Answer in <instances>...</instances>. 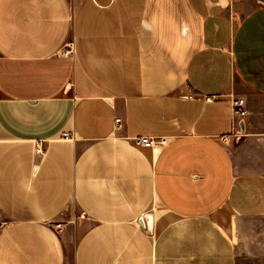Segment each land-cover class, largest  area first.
<instances>
[{
  "label": "crops",
  "instance_id": "obj_1",
  "mask_svg": "<svg viewBox=\"0 0 264 264\" xmlns=\"http://www.w3.org/2000/svg\"><path fill=\"white\" fill-rule=\"evenodd\" d=\"M261 218L264 0H0V264H242Z\"/></svg>",
  "mask_w": 264,
  "mask_h": 264
},
{
  "label": "built area",
  "instance_id": "obj_2",
  "mask_svg": "<svg viewBox=\"0 0 264 264\" xmlns=\"http://www.w3.org/2000/svg\"><path fill=\"white\" fill-rule=\"evenodd\" d=\"M72 53L71 49H68L64 51L63 55L68 56ZM216 99V96H205L204 101L206 103H210ZM231 108H232V114H233V119H234V128H240V122L243 121L247 114L248 111L246 109V103L242 99L234 98L231 100ZM116 123L120 124L121 119H116ZM235 132V131H234ZM240 135L237 133H233L232 137H239ZM221 141L224 143L229 142L228 137H223L221 138ZM134 142L137 145H141L144 147L148 148H155L159 146H166L169 142V139L162 138V139H156V138H151V137H138L134 139ZM36 153L38 155H43L44 154V147L42 142H37L36 143ZM82 216V215H81ZM83 217V216H82ZM64 228V224L62 223H57L54 225V229L56 231H61Z\"/></svg>",
  "mask_w": 264,
  "mask_h": 264
},
{
  "label": "rangeland",
  "instance_id": "obj_3",
  "mask_svg": "<svg viewBox=\"0 0 264 264\" xmlns=\"http://www.w3.org/2000/svg\"><path fill=\"white\" fill-rule=\"evenodd\" d=\"M243 243L245 255L242 264H264V218L250 224L249 233L244 236Z\"/></svg>",
  "mask_w": 264,
  "mask_h": 264
},
{
  "label": "water",
  "instance_id": "obj_4",
  "mask_svg": "<svg viewBox=\"0 0 264 264\" xmlns=\"http://www.w3.org/2000/svg\"><path fill=\"white\" fill-rule=\"evenodd\" d=\"M240 129H241V133L244 134L245 130H244V122L243 121L240 122Z\"/></svg>",
  "mask_w": 264,
  "mask_h": 264
}]
</instances>
